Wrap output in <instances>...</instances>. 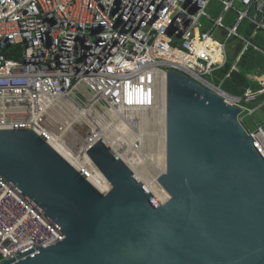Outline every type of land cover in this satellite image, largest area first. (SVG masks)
Wrapping results in <instances>:
<instances>
[{"label": "built area", "instance_id": "built-area-1", "mask_svg": "<svg viewBox=\"0 0 264 264\" xmlns=\"http://www.w3.org/2000/svg\"><path fill=\"white\" fill-rule=\"evenodd\" d=\"M212 1L0 0V131H34L90 183L94 169L99 171L88 153L96 143L91 139L94 127L116 126L127 130L124 136L133 144L149 140L153 145L165 130L164 114L156 107L166 98L167 72L172 71L241 108L239 120L257 143L263 125L250 131L242 116L253 117L264 102L254 109L242 103L264 97V68L261 74L246 75L258 91L249 88L237 97L221 86L239 71L251 46L264 55L237 31L247 21L251 37L264 32V0H215L225 13H237L232 28L225 27L222 17L208 16ZM203 18L213 22L212 30L205 31ZM216 29L227 33L224 42L213 39ZM231 39L244 45L217 86L206 77L228 64ZM258 145L264 152V143ZM144 152L137 155L143 168ZM63 239L0 176V264Z\"/></svg>", "mask_w": 264, "mask_h": 264}, {"label": "water", "instance_id": "water-1", "mask_svg": "<svg viewBox=\"0 0 264 264\" xmlns=\"http://www.w3.org/2000/svg\"><path fill=\"white\" fill-rule=\"evenodd\" d=\"M241 115L167 72L163 204L103 140L88 153L106 194L34 131H0V176L64 234L2 264H264V152Z\"/></svg>", "mask_w": 264, "mask_h": 264}, {"label": "rangeland", "instance_id": "rangeland-1", "mask_svg": "<svg viewBox=\"0 0 264 264\" xmlns=\"http://www.w3.org/2000/svg\"><path fill=\"white\" fill-rule=\"evenodd\" d=\"M237 8L244 10V8L239 3L237 4ZM206 13L208 14L209 17H211L214 20H217L218 18L222 17L223 23L227 28H232L237 23V19H238L237 13L234 11L225 13L222 5L215 0H213L210 3V5L206 10ZM249 16L252 18L254 17V10L250 11ZM200 23L204 26L205 31H210L214 28L213 22L206 18L201 19ZM252 30L253 28L249 27V23L247 21L237 29L240 36L244 37L245 39L250 41L254 46L264 51V32H259L255 36L251 37L250 34L252 33ZM226 35L227 33L225 31L223 32V30L221 29H216L213 35V39L217 42L222 43L225 41ZM243 45L244 43H242L240 39H231L227 43L226 52L228 58V65L234 64L236 55L239 53ZM246 57L249 60V62L243 70L245 74H249V76L253 77L264 68V55H262L260 52L255 51L254 47L251 46ZM239 69H241L240 66H238V70ZM206 79L211 81L215 85L220 86L221 82L225 79V73L223 71H218L215 74H213L212 77H206ZM221 87L223 91H225L226 93L232 96L243 97L245 93V90L239 87L232 79L226 80ZM263 102H264V97H260L257 100L252 101L251 103H247L246 101H244L242 103V106H244L247 109H254L260 106ZM242 117L244 118L245 126L250 131L255 132L257 130V124L264 123V106L259 108L255 112L253 117H249L246 113H244ZM158 142L159 139H157L156 137V144L154 145V147H152L153 148L152 152L156 163L150 161V163L146 164L145 168L142 170V174L145 176L146 179L149 178L154 179L158 177V173L161 169L160 166H162V162H160L161 159L158 156L160 153L159 152L160 150L158 148L159 147ZM140 181L144 184L143 180L140 179ZM154 196L158 200L163 198V197L160 198L159 195L157 194H154Z\"/></svg>", "mask_w": 264, "mask_h": 264}, {"label": "bare ground", "instance_id": "bare-ground-1", "mask_svg": "<svg viewBox=\"0 0 264 264\" xmlns=\"http://www.w3.org/2000/svg\"><path fill=\"white\" fill-rule=\"evenodd\" d=\"M166 76V74H163ZM156 109H159L160 112H163V124L165 125V114H166V98L163 96V103L159 106L157 105ZM108 128L100 129L99 127H94V131L92 132V142H97L98 140H103L106 144H108L115 152L118 153V155L122 156V158L131 166L130 168L135 172V175L139 180H143L145 187L147 190L154 196V194L159 195V197H163L162 199H157L155 196V199H157V202L165 203L170 198L168 193L162 188V186L159 184V181L157 180L160 178L163 174H165L166 171V135L165 130H162V134L160 136H155L157 139H159L158 142V148H159V157L161 159L160 162H162V166L158 177L154 179H146L145 176L142 174V170L144 169L141 165L142 161L140 158H137V155L139 151L143 152L145 151V160L146 164H149L150 161L155 162L152 147L156 144V139L153 140L150 144V141L147 140L146 142H143L142 146H138L136 143L133 144V142L129 141L127 137L124 136L125 133H127V130L117 128L116 126H111ZM121 132V133H120ZM159 133L158 127L156 128L155 135ZM121 135V137H120ZM259 143H264V135H260L256 138ZM138 147V149L136 148ZM159 160V159H158ZM144 162V160H143ZM161 164V163H160ZM90 183L101 193L106 194L108 190L111 188L110 184L104 180V176L97 170L94 169V173L90 178ZM154 193V194H153Z\"/></svg>", "mask_w": 264, "mask_h": 264}, {"label": "trees", "instance_id": "trees-1", "mask_svg": "<svg viewBox=\"0 0 264 264\" xmlns=\"http://www.w3.org/2000/svg\"><path fill=\"white\" fill-rule=\"evenodd\" d=\"M247 53L244 55V57L242 58L239 66L241 67V69H239L238 72H233L231 74V79L239 86L241 87L243 90H247L249 88L251 89H256L254 91H258L259 87L257 84H251V82L247 79L245 72H244V68L247 66L249 60L247 59ZM232 65H226L225 68L222 70L225 75L231 70ZM264 125V123L262 124ZM0 261H1V256H0Z\"/></svg>", "mask_w": 264, "mask_h": 264}, {"label": "crops", "instance_id": "crops-1", "mask_svg": "<svg viewBox=\"0 0 264 264\" xmlns=\"http://www.w3.org/2000/svg\"><path fill=\"white\" fill-rule=\"evenodd\" d=\"M247 75H249V74H247ZM250 82H251V81H250ZM251 84H255V83H252V82H251Z\"/></svg>", "mask_w": 264, "mask_h": 264}]
</instances>
